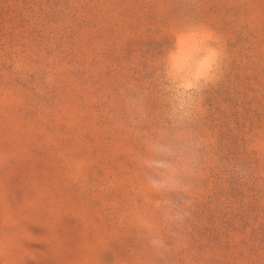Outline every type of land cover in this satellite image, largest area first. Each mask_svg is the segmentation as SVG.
<instances>
[{
    "label": "rangeland",
    "instance_id": "obj_1",
    "mask_svg": "<svg viewBox=\"0 0 264 264\" xmlns=\"http://www.w3.org/2000/svg\"><path fill=\"white\" fill-rule=\"evenodd\" d=\"M180 24L228 59L178 129L165 63L204 41ZM177 131L186 190L156 192ZM0 264H264V0H0Z\"/></svg>",
    "mask_w": 264,
    "mask_h": 264
},
{
    "label": "clouds",
    "instance_id": "obj_2",
    "mask_svg": "<svg viewBox=\"0 0 264 264\" xmlns=\"http://www.w3.org/2000/svg\"><path fill=\"white\" fill-rule=\"evenodd\" d=\"M178 34H188L197 31L204 37L203 46L193 61L183 67H177L171 56L176 51L169 53L164 67V76L167 81L166 91L171 107V115L176 127H182V123L190 114L193 100L211 86L216 85L223 78L226 61L228 59L222 38L204 25L180 24ZM149 150L153 158L146 160V165L154 170L155 175L149 177V185L156 192H180L185 191L186 186L180 179L181 175L187 173L185 145L182 137L177 131L168 141H155L150 143ZM236 171L243 178L247 175V169L237 165ZM159 203V202H158ZM164 203L170 204L165 200ZM190 204V201H186ZM187 213L177 211L171 219L183 222ZM149 230L151 225H144ZM150 244L157 251H166L162 239L153 236Z\"/></svg>",
    "mask_w": 264,
    "mask_h": 264
}]
</instances>
